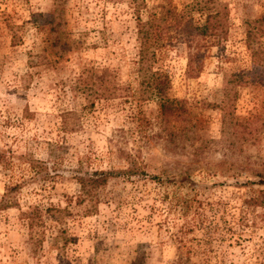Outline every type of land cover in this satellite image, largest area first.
<instances>
[{
  "label": "rangeland",
  "instance_id": "374dc122",
  "mask_svg": "<svg viewBox=\"0 0 264 264\" xmlns=\"http://www.w3.org/2000/svg\"><path fill=\"white\" fill-rule=\"evenodd\" d=\"M144 1L142 22L173 9L200 25L212 5ZM218 2L220 47L188 50L177 29L156 45L167 96L188 118L166 127L139 99L130 0H0V198L18 185L0 210V264H264V207L248 206L264 202V0ZM54 10L63 37L44 50L47 29L34 23ZM78 76L94 95L108 78L113 96L88 107ZM127 155L142 175L80 197L77 178L124 168ZM29 206L63 212L29 237Z\"/></svg>",
  "mask_w": 264,
  "mask_h": 264
},
{
  "label": "trees",
  "instance_id": "16d2710c",
  "mask_svg": "<svg viewBox=\"0 0 264 264\" xmlns=\"http://www.w3.org/2000/svg\"><path fill=\"white\" fill-rule=\"evenodd\" d=\"M130 1L132 2L133 11L136 15L135 37L138 41V51L136 61L137 67L135 71L138 75L139 99L141 101L151 100L155 103L159 124L166 127L173 122H182L183 124L188 119L187 112L184 109V103L167 96V92L170 89L169 77L165 70L154 66L156 45L158 42L160 43L163 41V37L168 34L170 29H177V32L183 35L188 50L196 47V52L199 48L200 41H203L210 47H220L226 40L228 34V24L226 20L227 9L225 6H222L218 0H210L212 5L210 8L204 9L206 11L205 16L200 25H194L191 16L183 15L173 9L160 17H155V14H151L148 20L142 22L138 18V12L146 8L145 1ZM39 18H41V20L40 22L34 23L35 27L41 24L42 27L47 29V37L44 40L46 42L44 50H46L48 46L50 48H55L60 37H63V32L60 31V22L56 10L44 15H39ZM263 19L264 16L260 17L258 19L259 21L257 20L256 22H260ZM251 37L252 34L247 28L245 32V45L247 49H250L249 44ZM63 45L64 43L60 44V46ZM188 54L185 74L191 76L195 72V66L192 64L193 53L188 52ZM60 55L62 54L59 53L57 57H60ZM46 64H48V61ZM90 69H85L83 72L88 74L90 73ZM110 75H112V72ZM90 78L91 77L87 76V79L84 81L82 76H78L77 80H81V87L78 85L76 88L78 91H82L81 93H85L88 107L93 105L94 98L109 99L113 96L112 84L108 78L103 79L101 76L96 78L97 82L95 86L97 92L95 95L91 88L92 83ZM180 127H182V125H180ZM125 163L126 166L121 169L96 170L86 177L77 178L76 181L79 185L80 197H91V195H93L97 189L104 186L106 181L110 178L120 177L129 179L142 175V166L134 160H131L130 156L127 155ZM260 181L262 185H264V176ZM17 189L18 185H12L6 189L5 193L0 198V210L12 207L13 204L9 201V194L15 192ZM254 205L264 207V202L263 200H251L248 204V206ZM62 212L63 210L53 207L45 208L43 212H41L37 207L29 206L25 212H20V216L25 223L29 237H32L37 233V228L43 222V218L51 219L54 223H57V218Z\"/></svg>",
  "mask_w": 264,
  "mask_h": 264
}]
</instances>
